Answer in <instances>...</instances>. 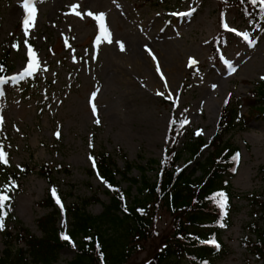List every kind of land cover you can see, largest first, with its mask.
<instances>
[{
    "label": "rangeland",
    "instance_id": "1",
    "mask_svg": "<svg viewBox=\"0 0 264 264\" xmlns=\"http://www.w3.org/2000/svg\"><path fill=\"white\" fill-rule=\"evenodd\" d=\"M23 4L0 0V78L6 81L0 83V146L8 161L0 162V188H12L0 210L3 219L17 220L42 237L37 220L51 209L41 204L55 189L58 228L67 235L68 208L97 196L100 202L87 211L99 216L109 203L108 186L93 170V154L112 156L121 170L125 162L136 164L131 178L140 179L145 168L153 179L150 161L160 162L172 144L171 118L182 123L174 139L185 151L194 138L208 142L214 136L230 100L241 108L229 135L241 159L230 187L232 227L223 231L227 254L213 264H247L248 226L264 225L252 207L253 197L264 191V116L245 122L244 102L256 99L252 94L264 82V27L233 0H34L36 16L26 32ZM99 14L111 42L94 18ZM29 48L38 62L31 74ZM131 58L143 64V76L134 70L129 77L118 67ZM190 59L197 63L189 66ZM181 62L177 74L172 66ZM24 166L33 173L17 182L19 189L9 176ZM48 166L56 170L51 183L39 173ZM129 187L121 182L122 191ZM137 193L133 187L131 194ZM169 222L164 214L160 229ZM6 248L0 234V257L13 264L28 247L14 242L9 258ZM75 252L62 249L55 264H66ZM145 258L146 252L135 251L130 264Z\"/></svg>",
    "mask_w": 264,
    "mask_h": 264
},
{
    "label": "trees",
    "instance_id": "2",
    "mask_svg": "<svg viewBox=\"0 0 264 264\" xmlns=\"http://www.w3.org/2000/svg\"><path fill=\"white\" fill-rule=\"evenodd\" d=\"M233 1L248 18L264 27V7L259 0L255 4L251 0ZM252 95L256 99L250 97L244 102L249 112L247 118L244 116L245 122L264 116V82L258 84ZM240 109L227 100L214 136L208 142L201 137L194 138L185 151L179 149L174 139L182 123L171 118L172 144L160 162L150 161L156 171L153 179L148 177L145 168H141L140 179L131 178L129 175L136 164L125 162L121 170L112 156L93 154V170L109 189V203L103 212L94 216L87 211L93 202H100L97 196L68 208L71 222L69 239L65 240L58 228L60 212L56 210L55 197L49 194L41 206L51 212L37 220L42 237L17 220L3 219L0 234L7 247L5 256L12 255L10 248L15 242L28 248L19 250L13 264H55L60 251L66 247L76 248L75 257L66 264H130L135 251L146 252L140 264H213L223 258L227 254L223 231L232 227L235 212L230 187L241 159L240 148L229 135L237 126ZM237 153L239 158L235 159ZM181 160H184L182 168L179 167ZM55 171L48 166L42 167L39 173L50 182ZM31 173L33 170L24 166L9 177L17 184ZM122 181L130 183L126 191L121 189ZM5 187L9 189L8 195L12 188ZM21 187L19 184L17 188ZM133 187L138 191L136 196L131 194ZM218 193H224L227 198L224 208L220 207ZM252 207L255 216L264 222V191L253 197ZM164 214L170 217V222L161 230L159 223ZM212 240L215 243H209ZM244 247L249 257L247 264H264V225L256 221L249 224ZM0 260V264H6L5 257Z\"/></svg>",
    "mask_w": 264,
    "mask_h": 264
},
{
    "label": "snow or ice",
    "instance_id": "3",
    "mask_svg": "<svg viewBox=\"0 0 264 264\" xmlns=\"http://www.w3.org/2000/svg\"><path fill=\"white\" fill-rule=\"evenodd\" d=\"M251 2L253 4L257 3V0H251ZM259 3L264 6V0H259ZM23 7L25 9V14H26V18L23 21L24 27H25V31L27 32L28 26L30 21L34 22L35 20V16H36V8L34 6V0H24V4ZM77 6H74V10L75 8H77ZM75 14L80 15L79 12H76ZM88 15H93L92 13H88ZM95 19H97L99 21V26L102 30V32L104 33L105 38L108 39V42H111V34L108 32L107 27L104 23V15L103 14H99L98 16L94 17ZM225 28H227V24L223 25ZM232 31H235L234 29H230ZM244 36L245 39H248V36L246 33L242 34ZM98 40L100 39V37L97 38ZM120 47L121 50L124 49V46L122 43H120ZM150 51V50H149ZM29 54H30V62H29V68H28V74H31L32 71H34L37 67H38V62L36 60V55L35 53L31 50V48H29ZM151 54V53H150ZM153 59H155V57L153 56ZM197 63V61L195 59H190L189 61V66L195 65ZM157 70L159 71V66H157ZM234 70V69H233ZM0 71H2V69H0ZM23 78V77H21ZM0 83H6V81H4L2 78H0ZM167 86V85H165ZM2 94V93H0ZM161 95H163V93H160ZM93 111H95V107L93 106ZM99 121H97L98 123ZM201 133L197 132V135H200ZM58 135V134H57ZM239 158V154L237 153L235 159ZM0 162L3 163H7V153L3 150V147L0 146ZM8 188L5 187L3 190H0V210H2L5 207V202L8 201L10 199V197L7 195L8 192ZM52 194L54 197H56V190L53 189L52 190ZM220 198H221V202H220V207L224 208L226 206V196L224 193H218L217 194ZM57 203L59 204V198L57 197ZM6 213L0 214V228L3 227V215H5ZM63 239L68 240L69 237L67 235H63L62 236ZM209 243H215V240L209 241ZM218 246V245H217ZM99 247V245H98Z\"/></svg>",
    "mask_w": 264,
    "mask_h": 264
},
{
    "label": "bare ground",
    "instance_id": "4",
    "mask_svg": "<svg viewBox=\"0 0 264 264\" xmlns=\"http://www.w3.org/2000/svg\"><path fill=\"white\" fill-rule=\"evenodd\" d=\"M143 64L136 58H131L130 59V62L128 61V63L126 64H119L118 67L119 68H122L126 73V75H129V77L132 75V72L135 70L136 72H133V73H137L140 75V76H143V72H144V66H142ZM184 66V63L181 62L179 64V66L177 65V63L175 65L172 66V70L175 71L177 74H181L182 72V67ZM130 69V70H129ZM155 69H156V72H157V75H161V79H162V73L160 72V69L159 71L157 70V66H155ZM144 76H145V73H144ZM174 80V79H173ZM168 83V86H170L169 84V81H167Z\"/></svg>",
    "mask_w": 264,
    "mask_h": 264
}]
</instances>
